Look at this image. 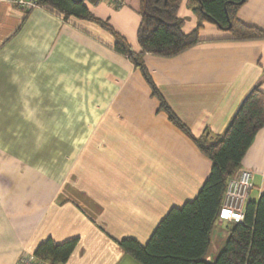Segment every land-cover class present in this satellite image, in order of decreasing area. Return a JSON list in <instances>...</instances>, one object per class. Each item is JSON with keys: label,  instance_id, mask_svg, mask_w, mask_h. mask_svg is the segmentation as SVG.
I'll return each instance as SVG.
<instances>
[{"label": "crops", "instance_id": "obj_1", "mask_svg": "<svg viewBox=\"0 0 264 264\" xmlns=\"http://www.w3.org/2000/svg\"><path fill=\"white\" fill-rule=\"evenodd\" d=\"M122 1L85 6L138 54L139 0ZM197 10L196 0H182L177 13L185 34L201 25L195 47L142 59L193 138L212 140L254 86L264 92V39L237 41L201 22ZM238 18L264 32V0H247ZM115 42L97 23L0 0V264H20L49 239L78 240L65 264H139L118 242L146 245L169 211L194 200L209 177L211 160L161 110ZM242 169L254 172L249 201H258L264 128ZM230 224H217L208 262L225 248Z\"/></svg>", "mask_w": 264, "mask_h": 264}, {"label": "trees", "instance_id": "obj_2", "mask_svg": "<svg viewBox=\"0 0 264 264\" xmlns=\"http://www.w3.org/2000/svg\"><path fill=\"white\" fill-rule=\"evenodd\" d=\"M85 1L91 0H38V4L43 8H54L67 20L75 17L90 21L110 32L116 40L114 50L133 61L149 83L153 96L160 101L161 110L193 138L161 96L142 59L144 54L173 58L200 42V24L192 33L182 31V21L177 15L182 0H139L142 23L138 32L141 49L138 54L106 22L97 19L85 6ZM196 1L201 22L216 25L237 41L264 39L263 31L243 24L238 18L240 8L247 0ZM243 100L222 135L212 140H208V134L203 140L193 138L212 162L210 175L196 198L180 208H172L146 245L134 238L118 242L121 250L139 264H264V192L258 201L251 200L246 204L242 224L228 226L229 237L216 260L213 263L206 260L228 183L241 171L249 148L264 128L262 84L254 86ZM77 245V239L61 244L49 239L40 244L34 254L50 264H65Z\"/></svg>", "mask_w": 264, "mask_h": 264}, {"label": "built area", "instance_id": "obj_3", "mask_svg": "<svg viewBox=\"0 0 264 264\" xmlns=\"http://www.w3.org/2000/svg\"><path fill=\"white\" fill-rule=\"evenodd\" d=\"M117 4H122V0H113ZM17 8L23 11H31L40 8L38 0H13ZM254 172L248 169H242L229 181L224 202L219 214L218 224L225 222L242 224L245 220V207L249 202V196L254 189ZM20 264H50L47 261L39 259L35 254L25 253Z\"/></svg>", "mask_w": 264, "mask_h": 264}, {"label": "water", "instance_id": "obj_4", "mask_svg": "<svg viewBox=\"0 0 264 264\" xmlns=\"http://www.w3.org/2000/svg\"><path fill=\"white\" fill-rule=\"evenodd\" d=\"M243 103H244V100L241 102L240 106H242V105H243Z\"/></svg>", "mask_w": 264, "mask_h": 264}, {"label": "rangeland", "instance_id": "obj_5", "mask_svg": "<svg viewBox=\"0 0 264 264\" xmlns=\"http://www.w3.org/2000/svg\"><path fill=\"white\" fill-rule=\"evenodd\" d=\"M254 178H255V176H254ZM212 252V251H211Z\"/></svg>", "mask_w": 264, "mask_h": 264}]
</instances>
